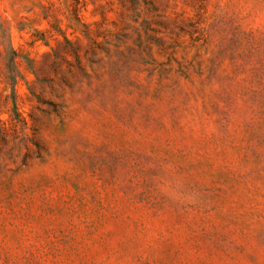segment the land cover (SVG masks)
Returning a JSON list of instances; mask_svg holds the SVG:
<instances>
[{
	"label": "rangeland",
	"instance_id": "obj_1",
	"mask_svg": "<svg viewBox=\"0 0 264 264\" xmlns=\"http://www.w3.org/2000/svg\"><path fill=\"white\" fill-rule=\"evenodd\" d=\"M0 264H264V0H0Z\"/></svg>",
	"mask_w": 264,
	"mask_h": 264
}]
</instances>
